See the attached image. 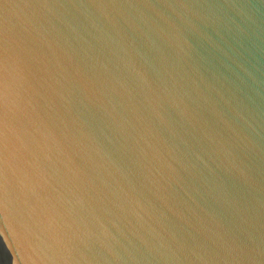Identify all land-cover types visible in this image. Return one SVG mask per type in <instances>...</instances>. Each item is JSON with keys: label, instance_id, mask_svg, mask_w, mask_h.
Here are the masks:
<instances>
[{"label": "water", "instance_id": "95a60500", "mask_svg": "<svg viewBox=\"0 0 264 264\" xmlns=\"http://www.w3.org/2000/svg\"><path fill=\"white\" fill-rule=\"evenodd\" d=\"M0 264H264V0H0Z\"/></svg>", "mask_w": 264, "mask_h": 264}]
</instances>
